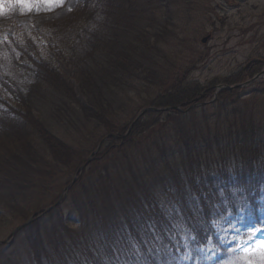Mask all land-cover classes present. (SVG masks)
<instances>
[{
  "label": "trees",
  "instance_id": "trees-1",
  "mask_svg": "<svg viewBox=\"0 0 264 264\" xmlns=\"http://www.w3.org/2000/svg\"><path fill=\"white\" fill-rule=\"evenodd\" d=\"M164 1L159 24L155 11ZM187 2L207 6L80 0L70 18L52 25L57 57L74 70L85 104L53 59L42 56L36 31L18 26L0 38V226L55 203L99 145L55 208L0 244V264H189L179 250L191 263L228 264L223 247L212 263L197 260V249L216 241L211 221L241 207L259 221L264 80L245 94L222 90L188 111L165 108L211 100L216 85L244 82L264 58L203 85L190 78L209 58L149 56V36L168 47L185 32L173 25L169 7ZM189 16L188 23L197 18ZM144 107L154 110L128 130Z\"/></svg>",
  "mask_w": 264,
  "mask_h": 264
},
{
  "label": "rangeland",
  "instance_id": "rangeland-1",
  "mask_svg": "<svg viewBox=\"0 0 264 264\" xmlns=\"http://www.w3.org/2000/svg\"><path fill=\"white\" fill-rule=\"evenodd\" d=\"M80 0H51L59 6L48 10L49 0H28L31 9L20 0H0V38L10 35L15 28L28 31H36L35 40L40 46L43 57H51L61 69L63 75L72 83L77 99L86 103L85 98L78 90V84L73 78L74 70L57 57L56 39L51 33L50 27L59 24L71 17ZM199 0H194L197 2ZM207 6L196 4L171 5L169 10L176 15L173 25L184 28L185 32L179 33L168 47L159 42L157 47L156 38L148 37L146 50L149 56L154 58H210L209 61L197 67L191 75V80H197L205 84L209 79L217 76H226L247 61L249 58L264 57V0H206ZM209 2V5H208ZM166 1L159 4L155 11V21L162 24V15L165 18L167 8ZM199 2H197L198 4ZM158 5V3L156 4ZM37 7L39 10H37ZM197 12V15H196ZM173 14V16H174ZM188 15L196 18L188 23ZM189 16V17H190ZM163 18V20H164ZM186 23L183 27L182 24ZM178 31V29H177ZM179 32V31H178ZM179 37L183 38L179 43ZM205 39V40H204ZM139 50V49H138ZM139 52H142L139 50ZM198 65V64H197ZM196 65V66H197ZM247 88V87H245ZM219 89L216 90V92ZM249 89L243 92L245 94ZM43 118H47L44 111L40 112ZM50 120L47 122L49 123ZM56 135L68 143L75 144L71 134L54 129ZM214 153V151H213ZM205 155L204 152H202ZM210 154L207 153L206 155ZM215 154V153H214ZM230 214V213H221ZM260 217L264 219L263 209L259 210ZM18 223L9 222L0 226V239L10 244L12 240L10 231ZM216 230L219 243L233 249L240 256L234 257L231 264H264V257L256 250V245L249 239V234L256 232L257 243L259 238L264 237V220L256 225L249 213L243 209L236 215H222L212 223ZM223 241V243L221 242ZM242 242H247L242 243ZM185 245V243L183 244ZM247 249H251L248 251ZM182 260L191 263V255L188 251H178ZM198 261H210L219 255V250L209 241L205 246L197 250Z\"/></svg>",
  "mask_w": 264,
  "mask_h": 264
},
{
  "label": "snow or ice",
  "instance_id": "snow-or-ice-1",
  "mask_svg": "<svg viewBox=\"0 0 264 264\" xmlns=\"http://www.w3.org/2000/svg\"><path fill=\"white\" fill-rule=\"evenodd\" d=\"M20 2L22 3H26L29 7V10L31 9V4L28 3V0H20ZM59 6L58 4L56 3H52L51 0H49V8L48 10H51L52 8L54 7H57ZM37 10H39V8L37 7ZM260 231H264V230H257V232H260ZM193 239H195V237H193ZM249 239L251 240V242L253 244L256 245V250L260 253V255L262 257H264V237H261L259 238V242L257 243V239H256V232H252L249 234ZM223 243V241H221ZM242 243H247V242H242ZM248 251H251V249H247Z\"/></svg>",
  "mask_w": 264,
  "mask_h": 264
},
{
  "label": "water",
  "instance_id": "water-1",
  "mask_svg": "<svg viewBox=\"0 0 264 264\" xmlns=\"http://www.w3.org/2000/svg\"><path fill=\"white\" fill-rule=\"evenodd\" d=\"M205 40V39H204ZM255 79V78H254ZM253 79V80H254ZM141 114H139L138 115V117L140 116ZM89 161V159L87 160V162ZM83 167H84V165H82V166H80V168H79V170H78V172L81 170V169H83ZM77 172V173H78ZM75 177H74V179L72 180V182L70 183V185H72L73 184V182L75 181ZM69 185V186H70ZM68 186V187H69ZM68 187H66V189L68 188ZM62 196H63V194L60 196V198L58 199V201H57V203L61 200V198H62ZM51 207H49V208H47V209H50ZM31 221V218L27 221V222H25L24 224H21V225H19V226H17L12 232H11V234H10V236H13L19 229H21L23 226H25L26 224H28L29 222Z\"/></svg>",
  "mask_w": 264,
  "mask_h": 264
},
{
  "label": "flooded vegetation",
  "instance_id": "flooded-vegetation-1",
  "mask_svg": "<svg viewBox=\"0 0 264 264\" xmlns=\"http://www.w3.org/2000/svg\"><path fill=\"white\" fill-rule=\"evenodd\" d=\"M262 58H264V57H262Z\"/></svg>",
  "mask_w": 264,
  "mask_h": 264
}]
</instances>
